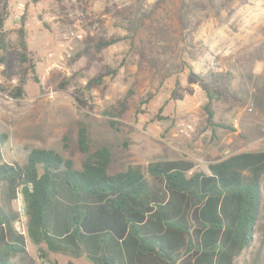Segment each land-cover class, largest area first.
<instances>
[{
    "label": "rangeland",
    "instance_id": "rangeland-1",
    "mask_svg": "<svg viewBox=\"0 0 264 264\" xmlns=\"http://www.w3.org/2000/svg\"><path fill=\"white\" fill-rule=\"evenodd\" d=\"M19 4L40 83L30 76L24 96L14 98L25 66L20 51H9L8 64L0 59V135L9 136L1 161L25 164L32 149L50 148L82 169L79 122L94 147L112 148L110 174L142 165L149 182L153 162L189 159L210 173L212 161L243 149L264 151V0H9L5 30L13 44L23 20L15 17ZM74 23L81 25L82 40L67 38ZM112 36L128 39L97 52L95 43ZM105 66L119 68L117 75L87 92L88 106L80 105L79 89ZM190 66L230 95L214 102L212 124L206 91ZM122 104L112 128L103 112H120ZM191 122L194 130L187 133ZM0 204L7 205L3 193ZM25 232V258L44 264L42 248L55 261ZM55 255L58 264H93L85 255ZM235 264H264V194L254 241Z\"/></svg>",
    "mask_w": 264,
    "mask_h": 264
},
{
    "label": "trees",
    "instance_id": "trees-1",
    "mask_svg": "<svg viewBox=\"0 0 264 264\" xmlns=\"http://www.w3.org/2000/svg\"><path fill=\"white\" fill-rule=\"evenodd\" d=\"M9 9L5 0L0 59L8 64L9 51L14 47L20 51L25 66L12 91L19 99L29 77L37 83L40 78L30 56L23 14L14 44L9 40L5 30ZM126 39L103 38L94 48L101 52ZM190 69L206 91L205 110L212 124L214 102L230 95L195 74L193 66ZM118 71L105 66L89 78L78 91L80 105L88 106L87 92ZM124 107L120 112H103L112 128H117L116 118ZM78 125V147L85 155L82 169L50 148L32 149L25 164L3 162L0 156V193L7 199V205L0 204V264H16L14 258L28 252L27 237L15 227L20 214L13 202L19 193L33 244H44L51 253L85 255L93 264H235L252 245L264 194V151L232 154L210 163V173L197 170L189 159L153 162L147 167L153 177L149 182L142 165L110 174L112 148L94 147L88 128L82 122ZM8 139L7 134L0 135V150ZM63 141L69 151V136ZM40 251L44 264H58Z\"/></svg>",
    "mask_w": 264,
    "mask_h": 264
},
{
    "label": "built area",
    "instance_id": "built-area-1",
    "mask_svg": "<svg viewBox=\"0 0 264 264\" xmlns=\"http://www.w3.org/2000/svg\"><path fill=\"white\" fill-rule=\"evenodd\" d=\"M24 4H19L18 11L16 14V19L18 20L21 15V11L24 10ZM67 38L74 39V40H82L84 38V34L81 28V25L79 23H74L72 28L70 29ZM67 56L70 57V52L67 51ZM50 59H54L55 56L53 53L49 55ZM65 59V56H60V61H63ZM194 130V123L191 122L187 124L186 131L187 133ZM17 203V212L20 214V218L16 221L15 227L16 229L21 233L25 234L26 232V226H27V215H26V206L23 200V196L21 193H19L18 198L16 199Z\"/></svg>",
    "mask_w": 264,
    "mask_h": 264
},
{
    "label": "crops",
    "instance_id": "crops-1",
    "mask_svg": "<svg viewBox=\"0 0 264 264\" xmlns=\"http://www.w3.org/2000/svg\"><path fill=\"white\" fill-rule=\"evenodd\" d=\"M235 127L237 128V131L236 130H234V131H236L235 133H240V130H239V124H238V122H236L235 123ZM241 145V144H240ZM242 145H243V142H242ZM241 149H243V148H246L244 145L243 146H241L240 147ZM242 152H247V149H243L242 151H239V152H237V153H232V154H238V153H242ZM231 154V155H232ZM230 156V155H229ZM228 157V156H227ZM226 158V157H225ZM224 159V158H223ZM223 159H221V160H223ZM221 160H218V161H212V162H210V163H215V162H219V161H221ZM209 163V164H210ZM208 164V165H209ZM55 254H61V253H53V259L58 263V261L55 259ZM24 254H22V255H17L16 257H19V261L21 262V264H33V261L32 260H30V259H28V258H25L24 256H23ZM67 255H65V257H66ZM14 261H15V263L17 264V261H16V258H14Z\"/></svg>",
    "mask_w": 264,
    "mask_h": 264
}]
</instances>
